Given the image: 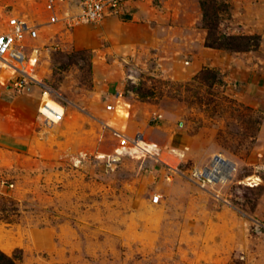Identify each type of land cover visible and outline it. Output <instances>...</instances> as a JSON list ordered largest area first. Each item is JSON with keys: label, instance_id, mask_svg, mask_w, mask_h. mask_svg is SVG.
Here are the masks:
<instances>
[{"label": "rangeland", "instance_id": "1", "mask_svg": "<svg viewBox=\"0 0 264 264\" xmlns=\"http://www.w3.org/2000/svg\"><path fill=\"white\" fill-rule=\"evenodd\" d=\"M72 1L0 0V31L40 25L34 74L65 110L47 122L39 88L13 94L0 70V251L264 264V0H127L98 23H46ZM137 135L154 157L132 154ZM215 156L234 171L203 187L191 171Z\"/></svg>", "mask_w": 264, "mask_h": 264}, {"label": "built area", "instance_id": "2", "mask_svg": "<svg viewBox=\"0 0 264 264\" xmlns=\"http://www.w3.org/2000/svg\"><path fill=\"white\" fill-rule=\"evenodd\" d=\"M126 1L73 0L71 10L53 14L46 23L53 24L61 21L67 27L98 23L106 16L118 12ZM48 8L53 9L52 3L48 5ZM39 27V24L20 17H9L6 28L0 31V70L8 82L6 88L13 94L23 92L31 85L39 88L41 100L40 105L36 108L39 116L41 115L47 122L59 123L63 120L64 113L54 110L50 103L53 102L57 105L60 103L54 97L51 88L42 83L34 74L39 59V48L35 44L39 38ZM60 106L62 107V105ZM112 108L114 109L113 106L108 105L107 109L111 110ZM116 111L120 116L128 118L129 112L126 109L120 108ZM158 118L160 116L155 117L154 120ZM132 144V149H134L132 154L140 153L148 157L156 155L155 147L144 142L141 135H137ZM114 154L116 158L100 157L106 160L108 166H111L120 158L123 151L118 153V149H116ZM209 162L207 167L191 171V175L201 182L203 187L210 183H224L230 177V173L234 171V168L219 156L213 157ZM157 201L158 197H155L154 202Z\"/></svg>", "mask_w": 264, "mask_h": 264}, {"label": "trees", "instance_id": "3", "mask_svg": "<svg viewBox=\"0 0 264 264\" xmlns=\"http://www.w3.org/2000/svg\"><path fill=\"white\" fill-rule=\"evenodd\" d=\"M0 264H15L13 259L0 251Z\"/></svg>", "mask_w": 264, "mask_h": 264}, {"label": "bare ground", "instance_id": "4", "mask_svg": "<svg viewBox=\"0 0 264 264\" xmlns=\"http://www.w3.org/2000/svg\"><path fill=\"white\" fill-rule=\"evenodd\" d=\"M50 106L57 111H63V113L65 114V110H63V108L60 105H57L53 102L50 103ZM227 162V161H226ZM228 163V162H227ZM229 165H232L231 163H229Z\"/></svg>", "mask_w": 264, "mask_h": 264}]
</instances>
